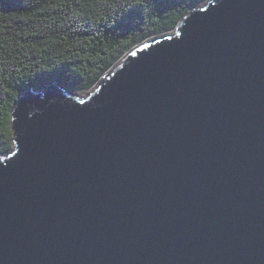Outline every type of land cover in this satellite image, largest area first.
<instances>
[{
	"label": "water",
	"instance_id": "1",
	"mask_svg": "<svg viewBox=\"0 0 264 264\" xmlns=\"http://www.w3.org/2000/svg\"><path fill=\"white\" fill-rule=\"evenodd\" d=\"M10 116L0 264H264V0L195 5Z\"/></svg>",
	"mask_w": 264,
	"mask_h": 264
},
{
	"label": "trees",
	"instance_id": "2",
	"mask_svg": "<svg viewBox=\"0 0 264 264\" xmlns=\"http://www.w3.org/2000/svg\"><path fill=\"white\" fill-rule=\"evenodd\" d=\"M206 0H0V153L11 109L50 80L89 91L131 48L171 31Z\"/></svg>",
	"mask_w": 264,
	"mask_h": 264
},
{
	"label": "rangeland",
	"instance_id": "3",
	"mask_svg": "<svg viewBox=\"0 0 264 264\" xmlns=\"http://www.w3.org/2000/svg\"><path fill=\"white\" fill-rule=\"evenodd\" d=\"M85 93V92H84Z\"/></svg>",
	"mask_w": 264,
	"mask_h": 264
}]
</instances>
